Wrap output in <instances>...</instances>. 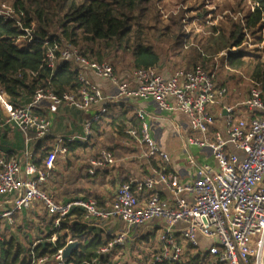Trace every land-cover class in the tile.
Returning <instances> with one entry per match:
<instances>
[{"label": "built area", "instance_id": "obj_1", "mask_svg": "<svg viewBox=\"0 0 264 264\" xmlns=\"http://www.w3.org/2000/svg\"><path fill=\"white\" fill-rule=\"evenodd\" d=\"M0 19L13 23L30 38L34 23L23 27L17 13L5 3L0 4ZM239 24L242 43L206 55L211 60L209 68L198 65L165 74L151 66L121 75L109 63L63 42L49 48L44 61L51 70L63 62L70 64L77 73L75 89L58 95L39 87L28 103L18 105L0 89L4 123L36 139L51 131L48 117L37 112L42 102L53 111L69 108L87 116L82 134L57 138L39 164L27 148L21 159L0 158V226L4 222L11 225L16 215L39 205L51 220V230L65 221L67 227L76 223L108 237L98 256L85 264H99V256L109 257L151 234L157 235L156 247L142 264H179L195 254L212 264H264V82L250 80L247 97L230 106L226 87L216 79L220 58L229 69L230 56L238 51L245 55L251 47L249 31L257 29L246 28L243 19ZM263 31L264 27L258 30V38ZM21 41L16 39V43ZM126 100L151 101L161 113L182 115L187 122L186 147L205 152L211 164L198 162L189 153L185 162L191 181L182 182L169 168V155L151 134L150 117L138 107V126L130 125L124 133L141 149L140 159L150 166V175L120 183L106 208L91 198L56 200L47 182L58 155L68 152L67 145L86 141L91 126L104 118L108 108H119ZM124 144L128 146V142ZM113 164V154L102 149L89 161L86 173L92 176ZM75 208L79 215L70 213ZM116 223L121 227L115 228ZM50 239L55 241L56 234ZM72 242L78 240L67 234L63 247L49 257L37 258L30 249L27 264H73L69 257H62L63 249Z\"/></svg>", "mask_w": 264, "mask_h": 264}, {"label": "trees", "instance_id": "obj_2", "mask_svg": "<svg viewBox=\"0 0 264 264\" xmlns=\"http://www.w3.org/2000/svg\"><path fill=\"white\" fill-rule=\"evenodd\" d=\"M12 1V7L23 27L30 28L31 23H34L28 38L22 29L0 19V89L7 94L14 105L28 103L39 87L49 88L59 95L78 86L77 73L70 64L60 63L54 70L45 64V53L54 44L59 45L65 42L77 48L80 44L90 45L88 49L84 48L80 51L90 57L97 55L95 59L101 62L102 56L95 54L91 46L116 41L118 47L131 51L132 70L158 67L160 63L159 54L145 42L143 33L146 27L143 24H148L155 19L154 0ZM250 2L253 9L243 17L245 27L261 30L264 27V0H250ZM170 22L174 28L167 25L164 27L165 33L177 30L178 21ZM52 29L58 33H50ZM19 37L22 41L16 43ZM177 40L179 45L184 44L182 34L177 35ZM242 40V26L232 23L226 36L220 35L214 40L212 38L210 42L216 46L213 53H218L225 48L239 46ZM198 50L196 46H190L189 52L178 59V64L209 68L206 63L210 64L211 60L206 57L207 54H202ZM244 64L242 51L232 54L227 61L228 67L232 70L239 69ZM250 79L254 82H264V57L257 59L251 67ZM130 125L138 126L135 114L128 110H115L109 107L104 118L91 126L92 133L88 139L74 145H67V151L73 152L78 148L86 147L90 140L103 136L107 130L115 136L128 138L124 131ZM79 212L80 210L75 208L70 213L79 215ZM47 219L49 222L46 235L35 243L27 241L29 246H24L15 237L6 238L3 232L10 228L7 225L1 228V225L0 264H27L30 249L37 258L49 257L63 247L67 234L72 239L78 240V246L68 261L73 264H85L98 256V250L108 238L100 231L91 234L84 226L76 223L67 227L65 221L59 228L51 230V220L48 217ZM52 234H56V240L53 242L50 239ZM148 238L149 236H144L143 240ZM99 261V264H110L106 256H99ZM190 263L212 264L208 258H202L199 254L189 255L185 263L179 264Z\"/></svg>", "mask_w": 264, "mask_h": 264}, {"label": "rangeland", "instance_id": "obj_3", "mask_svg": "<svg viewBox=\"0 0 264 264\" xmlns=\"http://www.w3.org/2000/svg\"><path fill=\"white\" fill-rule=\"evenodd\" d=\"M1 3H5L7 7L14 10L12 0H0ZM251 8L252 3L250 0H154L153 14L155 15V19L148 24H143L146 26L143 31L144 40L159 54L160 62L166 66L167 70L173 71L177 68H185L188 66L178 64V59L183 54L189 52L190 46H196L197 50L199 49L202 54H215L213 52L216 46L210 40L212 38L214 40L220 35L226 36L227 32L231 29L232 23L239 24V21H242L243 17L251 11ZM170 21H178L179 26L177 23L176 32L170 31L165 33L164 27L172 25ZM171 27L174 28V26ZM49 32L58 33L54 29ZM249 32H252L253 40L251 47H247V53L245 55L243 54V60L245 61L243 67L235 70L230 68L225 69L222 58L219 59L216 79L226 87L227 95L237 101L233 105L247 97L251 80V67L257 59H263L264 57V31L261 32L263 34L260 38H258V29L256 31L250 30ZM179 33L184 37V44L180 43L179 45L177 40ZM88 46L90 45L80 44L78 48L83 50L84 48L88 49ZM91 47L95 54L97 53L102 56V62L112 65L116 74L125 75L132 71L131 51L118 47L116 41L97 43ZM96 56L93 55L92 57L95 59ZM206 64H208V67L210 66L209 63ZM159 128V125L156 123L151 124V134L154 140L160 144ZM29 136L34 137L33 134ZM166 141L165 151L169 155L171 162L173 157L178 158L180 155L184 156L185 159L189 153L194 158H197L196 160L198 162L202 161L199 149L192 146H187L186 149L179 135H169ZM125 142H128L129 154L132 153L131 148L135 147L133 140L123 136H115L110 130H107L103 136L93 138L86 147L70 155L71 161L68 163V172H63L62 168L58 169L60 171V177L64 176L63 179H66L69 175L74 176L76 173H85L88 162L94 159L100 150L112 149L115 153L116 151L122 152V146L125 145ZM123 154L125 153H121L120 155ZM55 163L56 167L60 165L64 166L61 158H58ZM185 177L186 179H184ZM185 177L182 182L188 183L191 181V177L187 175ZM50 178L51 176H49V180ZM49 180L48 185L50 184L49 182H51L50 185H53V181ZM58 180L61 182L59 177ZM81 185H85L84 181L81 182ZM53 197L55 198V196ZM48 222L49 220L44 211L39 205H35L33 208L27 210L23 216L16 215L11 225L4 222L1 228L7 225L10 229L3 232L6 238H10L11 236L15 237L24 246H29V241L35 243L46 235ZM156 240L157 235L151 234L148 239L127 244L123 249L107 257L108 262L110 264H142L151 256L156 247ZM185 259L182 263H185Z\"/></svg>", "mask_w": 264, "mask_h": 264}, {"label": "crops", "instance_id": "obj_4", "mask_svg": "<svg viewBox=\"0 0 264 264\" xmlns=\"http://www.w3.org/2000/svg\"><path fill=\"white\" fill-rule=\"evenodd\" d=\"M157 68L165 74L171 72V70H167L166 66L161 62ZM219 84L222 85V83ZM235 102L237 101L227 95L226 103L228 105L233 106ZM112 107L115 110H128L133 114H135V109L138 107L144 109L150 117L151 124L156 123L160 127V144L158 143V145L164 150H166L165 143L167 142L166 140L169 135H179L182 139L183 145L185 144L188 131L186 119L182 115H167L161 113L151 101L138 102L126 100L120 104L119 108H116L115 106ZM37 112L48 117L51 122L50 134L41 139L30 137V134H22L15 127L5 124L4 118L1 116L2 114L0 115V158L6 159V157H9V159H21V155L27 148L30 153H32L35 162L37 161L38 163L57 138L66 139L72 136H80L82 134L83 120L87 117L82 112L69 108H60L53 111L50 109L47 102H42L37 108ZM122 147L123 151H116V153L112 151V149H109L114 156V164L96 170L94 175L89 177L86 173L89 162L85 173H76L74 176L69 175L66 179H63L64 176L60 177V171L58 169L62 168L63 172H68V163L71 161L70 155L78 152L79 148L73 152H67L65 155H58L56 160L61 158L64 166L60 165L56 167V163L54 164V168L50 173V180L53 181L54 184L50 185L51 182H49L50 184L48 185L47 182L48 190L50 193L54 194L53 196H55V199L58 201L65 202L73 198H91L96 200L100 207H108L112 203L116 187L120 183L130 179H139L148 176L151 172L150 166L140 159L142 152L139 147L136 145L135 147H132L131 149L133 152L130 154L129 146L123 145ZM185 148L187 149L186 144ZM121 153L125 154L120 155ZM199 153L202 158L201 163L211 164V161L205 152L199 151ZM169 168L181 181L186 179V175L190 177L189 168L187 167L184 156L179 155L178 158L173 157ZM58 177L61 179V182L58 180ZM82 181H84V186L81 185ZM25 212L26 211H23L20 215L23 216ZM120 227L121 224L116 223L115 228Z\"/></svg>", "mask_w": 264, "mask_h": 264}, {"label": "water", "instance_id": "obj_5", "mask_svg": "<svg viewBox=\"0 0 264 264\" xmlns=\"http://www.w3.org/2000/svg\"><path fill=\"white\" fill-rule=\"evenodd\" d=\"M78 242H72L68 244L62 251V257L68 258L71 256L72 252L77 248ZM263 263H264V256H263Z\"/></svg>", "mask_w": 264, "mask_h": 264}]
</instances>
